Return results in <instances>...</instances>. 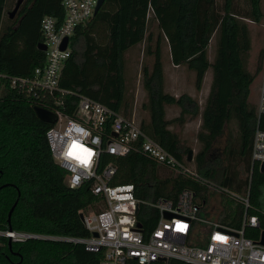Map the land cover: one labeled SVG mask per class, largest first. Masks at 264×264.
Masks as SVG:
<instances>
[{
  "label": "trees",
  "instance_id": "16d2710c",
  "mask_svg": "<svg viewBox=\"0 0 264 264\" xmlns=\"http://www.w3.org/2000/svg\"><path fill=\"white\" fill-rule=\"evenodd\" d=\"M8 2L0 0V71L29 76L45 61V53L37 48L42 41L40 21L44 16L61 21V0H22L12 18L5 10ZM263 17L262 0H105L70 37L71 53L59 86L71 93L61 97L64 105L58 108L72 116L77 95H84L131 116L126 54L142 45L143 55L151 56L152 64L141 65L147 96L142 108L148 113V118L139 122L141 129L181 162H194V170L203 177L238 193L249 189V213L258 217L259 227L246 228L245 235L257 238L264 230V214L256 209L264 171L251 164L257 114L249 98L251 85L262 69L264 47L254 72L247 64L252 46L249 22L260 23ZM212 39L215 54L210 61ZM164 41L171 63L194 72L197 91L211 68L212 80L201 109L186 93L175 97L164 91ZM42 96L30 99L6 85L0 91V228L86 237L90 233L79 211L96 208L99 198L89 184L72 189L65 183L66 172L53 161L45 136L51 124L38 119L34 111L35 107L49 108ZM172 104L180 107V113L166 119L165 106ZM198 116L200 148L187 161L190 148L182 145L178 132L169 126L176 124L180 129ZM230 124L235 126V135ZM110 160L117 166L112 184H133L137 199H174L188 189L194 194L199 215L208 216L209 193L198 179L171 171L162 176L160 170L167 171L163 166L136 152L121 157L103 155L104 163ZM240 165L248 170V178L240 177ZM142 215L150 219L148 223ZM156 215L155 209L140 204L138 218L143 227L152 228ZM102 257V251H88L81 244L60 240L31 239L9 245L3 239L0 243V264H99ZM150 264L190 263L169 259Z\"/></svg>",
  "mask_w": 264,
  "mask_h": 264
},
{
  "label": "built area",
  "instance_id": "2783aa9c",
  "mask_svg": "<svg viewBox=\"0 0 264 264\" xmlns=\"http://www.w3.org/2000/svg\"><path fill=\"white\" fill-rule=\"evenodd\" d=\"M98 0H61L64 11L61 21L44 16L40 21L42 41L46 46L45 61L29 76L10 75L0 71V91L6 85L18 94L38 100L43 95L47 110L57 115L55 123L46 131V140L53 161L66 172L69 188L89 184L99 198L95 210L82 209V222L89 236L73 237L0 228V243L31 239L60 240L81 244L86 250L103 252L99 264H150L155 261L177 259L190 264H264V244L245 235L246 228H258L259 220L250 214L252 208L249 189L243 194L229 190L190 169L169 153L158 141L145 133L134 116H127L84 95H77L73 115L63 113L62 96L71 92L61 88L59 81L70 56V37L79 24L94 16ZM67 44L61 49L63 40ZM58 95V96H57ZM46 109V108H45ZM257 123L250 159L258 168L264 162V69L260 73V87L256 105ZM140 153L176 174L198 179L207 190L216 192L240 207L238 226L222 224L199 216L194 194L188 189L176 198L139 200L134 185L112 184L117 171L103 155L125 156ZM155 209L152 228L143 227L138 218L140 204ZM138 207V209H137ZM170 213V218L165 217ZM148 223L149 218L142 215ZM138 223L140 226H138Z\"/></svg>",
  "mask_w": 264,
  "mask_h": 264
},
{
  "label": "rangeland",
  "instance_id": "374dc122",
  "mask_svg": "<svg viewBox=\"0 0 264 264\" xmlns=\"http://www.w3.org/2000/svg\"><path fill=\"white\" fill-rule=\"evenodd\" d=\"M17 0H9L7 3V8L5 10L11 11L15 5ZM242 1V0H240ZM262 9L264 13V0H262ZM5 17V16H4ZM249 28H250V35L252 40V46L250 49L249 59H248V69L251 72H254L257 64H258V53L259 51L264 47V17L261 20L260 23H253L249 22ZM70 45V41H69ZM215 54V40L212 39L210 41V45L208 48V58L210 61H212ZM127 63H126V80H127V87L130 90V94L132 95V110L131 115L135 117V119L140 122L141 119H147L148 113L142 108V103L147 99L146 92L142 85L141 80V65L146 63L147 65L152 64V57L151 56H144L143 55V48L142 45L132 47L126 54ZM162 63H163V70L165 74V87L166 90L170 93H176L178 96L185 92H194L195 97L198 101V103H201V107L204 104L205 98L208 94V86L211 81L212 77V70L209 68L206 71L205 74V81L204 86L200 91H197L194 86V72L191 70H188L185 66H173L171 63V60L168 55V45L164 41L162 43ZM264 69V61L262 64V69L255 77L253 83H252V90L250 95V101L253 103V105L256 107L257 105V99H258V90L260 86V73ZM174 108V107H173ZM175 109V108H174ZM169 117H174L172 115V112L168 114ZM199 122L197 119L190 120L185 125H183L182 128H178L176 124L171 125L172 130H175L178 132L180 139L182 141V145L185 147H189L192 151L191 158L194 157V155L197 153V151L200 148V144L196 140V132L198 130ZM231 125V124H230ZM233 135H235L236 130L234 124L231 126ZM225 136H223L218 143V147H222L224 144ZM187 167L190 169H195L194 162H188ZM165 168V167H164ZM167 171L160 170V174L162 176H166L171 174L170 170L168 171L167 168H165ZM238 170L240 172V177L243 179L248 178L249 172L246 170V168L243 165L238 166ZM213 181V180H212ZM215 183L219 184L216 180ZM216 193V192H215ZM244 192H241L240 194H243ZM218 194V193H216ZM219 195V194H218ZM263 199H264V188H263ZM262 211H264V203L259 205ZM95 210L94 207H90L87 209V211ZM200 216V215H199ZM203 217V216H201Z\"/></svg>",
  "mask_w": 264,
  "mask_h": 264
},
{
  "label": "crops",
  "instance_id": "0c3cea01",
  "mask_svg": "<svg viewBox=\"0 0 264 264\" xmlns=\"http://www.w3.org/2000/svg\"><path fill=\"white\" fill-rule=\"evenodd\" d=\"M168 55H169V58H170L169 47H168ZM173 66H175V65H173ZM164 77H165V74H164ZM204 79H205V76H204ZM211 80H212V77H211ZM204 81L205 80H203L202 88L204 86ZM210 84H211V81H210ZM210 84L208 86V89L210 87ZM251 88H252V85H251ZM164 91L169 93V94H171V95H173V96H175V97H178V94H176V93L173 94V93H170V92H168L166 90L165 79H164ZM258 92H259V90H258ZM185 93L190 95L193 98L196 96L194 92H185ZM250 95H251V91H250ZM198 104L200 105V109H201L202 108L201 107V103L199 102ZM170 112H172V115L174 117H177L179 115V113H180V107L175 105V104L166 105L165 106V118L166 119L174 118V117H169L168 116V114ZM195 119H197L198 122H199V125H198V130H199V127H200V124H201L200 116L196 117ZM189 121H187V122H189ZM169 129H172L171 126H169ZM198 130H197V132H198ZM197 132H196V134H197ZM259 169H260V167H259ZM263 188H264V184L261 186V193H260V196H259V202H258V205H257L256 209L264 214V211H262L261 208L259 207V205L264 203V199H263V196H262L263 195ZM207 191L209 193V200H208L209 202H208L207 207L205 208V213H208L207 218H210V219L215 220L217 222H220L222 224H228V225L235 226V227L238 226V220L240 219V212H241L240 207L237 204L231 202L230 200H227V199L223 198L221 195L216 194L215 192H212V191H209V190H207ZM251 229H254V228H251Z\"/></svg>",
  "mask_w": 264,
  "mask_h": 264
},
{
  "label": "water",
  "instance_id": "95a60500",
  "mask_svg": "<svg viewBox=\"0 0 264 264\" xmlns=\"http://www.w3.org/2000/svg\"><path fill=\"white\" fill-rule=\"evenodd\" d=\"M104 1H105V0H98V1H97V4H96L95 9H94V15H95V14L97 13V11L100 9V7H101V5L103 4ZM21 2H22V0H17V1H16V3H15V5H14L13 9L10 11V14H9L10 18H12V17L16 14V12H17V10H18V8H19ZM67 40H68L67 38H65V39L63 40V42H62V44H61V47H60L61 49H64V48L66 47ZM37 48H38L39 50H41V51H44V50L46 49V46H45L43 43L40 42V43H38ZM34 111H35L36 116L38 117V119H40V120L43 121V122H46V123H49V124H53V123H55L56 120H57V115H56L54 112H52V111H50V110H47V109H45V108H42V107H35V108H34ZM191 155H192V151L189 150V151H188L187 161H190V160L192 159V158H191ZM260 171H261V172L264 171V162L261 163V165H260ZM13 208H14V205L11 207V209H10V211H9V213H8V220H9V217H10L12 211H13ZM137 209H138V207H137ZM164 215H165L166 218H170V217L172 216L170 213H165ZM80 218H82V215H81V214H80ZM138 226H140L139 223H138ZM260 242H261L262 244H264V230L261 231V233H260ZM8 243H9V245H11V242H10V241H8ZM162 261H164V260H162ZM16 264H17V263H16Z\"/></svg>",
  "mask_w": 264,
  "mask_h": 264
}]
</instances>
